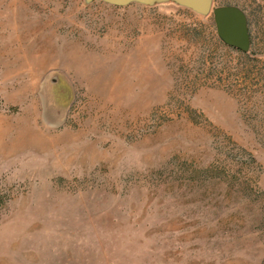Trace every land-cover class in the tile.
I'll return each instance as SVG.
<instances>
[{
	"label": "rangeland",
	"instance_id": "obj_1",
	"mask_svg": "<svg viewBox=\"0 0 264 264\" xmlns=\"http://www.w3.org/2000/svg\"><path fill=\"white\" fill-rule=\"evenodd\" d=\"M249 52L174 4L0 0V264H264V0Z\"/></svg>",
	"mask_w": 264,
	"mask_h": 264
},
{
	"label": "water",
	"instance_id": "obj_2",
	"mask_svg": "<svg viewBox=\"0 0 264 264\" xmlns=\"http://www.w3.org/2000/svg\"><path fill=\"white\" fill-rule=\"evenodd\" d=\"M102 1L115 6H128L134 3L146 6L174 4L188 8L197 14H214L221 39L228 45L249 52L252 39L249 20L245 12L237 6H215V0H85L87 4Z\"/></svg>",
	"mask_w": 264,
	"mask_h": 264
}]
</instances>
